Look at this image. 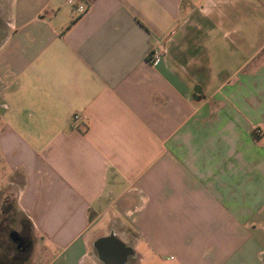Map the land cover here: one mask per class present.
I'll list each match as a JSON object with an SVG mask.
<instances>
[{
    "label": "crops",
    "instance_id": "crops-1",
    "mask_svg": "<svg viewBox=\"0 0 264 264\" xmlns=\"http://www.w3.org/2000/svg\"><path fill=\"white\" fill-rule=\"evenodd\" d=\"M75 1L13 0L0 46V205L28 264H103L106 227L124 264H264V59L210 93L188 70L209 30L186 24L229 0Z\"/></svg>",
    "mask_w": 264,
    "mask_h": 264
},
{
    "label": "rangeland",
    "instance_id": "rangeland-1",
    "mask_svg": "<svg viewBox=\"0 0 264 264\" xmlns=\"http://www.w3.org/2000/svg\"><path fill=\"white\" fill-rule=\"evenodd\" d=\"M12 1L0 0V46L12 28ZM219 8L216 23L211 18L196 22L190 18L186 24L200 29L208 26V35L199 36L197 45L191 49L195 56L188 68L190 76L204 88V93L212 92L223 78L232 76L243 61L249 62L250 69L264 59V0H229ZM262 146L263 143L258 145ZM11 205L8 201L3 207L0 205V263L28 264L35 238L23 215ZM110 230L101 228L90 235L89 247L94 258L97 256L93 243ZM138 263V258H130L127 262Z\"/></svg>",
    "mask_w": 264,
    "mask_h": 264
},
{
    "label": "water",
    "instance_id": "water-1",
    "mask_svg": "<svg viewBox=\"0 0 264 264\" xmlns=\"http://www.w3.org/2000/svg\"><path fill=\"white\" fill-rule=\"evenodd\" d=\"M94 248L103 264H124L129 253V249L112 236L96 240Z\"/></svg>",
    "mask_w": 264,
    "mask_h": 264
},
{
    "label": "built area",
    "instance_id": "built-area-1",
    "mask_svg": "<svg viewBox=\"0 0 264 264\" xmlns=\"http://www.w3.org/2000/svg\"><path fill=\"white\" fill-rule=\"evenodd\" d=\"M66 4L71 6V7H75L79 13L84 12V7L82 5H78L75 0H66ZM166 55H167V51H166L164 44L159 43L150 53L151 61L153 63H155V62H158L160 60H164ZM79 119H80V117L78 115H75L73 117L74 121H77Z\"/></svg>",
    "mask_w": 264,
    "mask_h": 264
}]
</instances>
